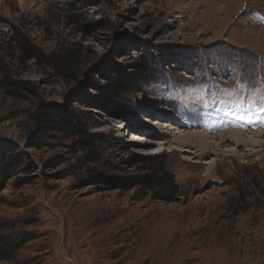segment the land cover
<instances>
[{
	"label": "rangeland",
	"instance_id": "374dc122",
	"mask_svg": "<svg viewBox=\"0 0 264 264\" xmlns=\"http://www.w3.org/2000/svg\"><path fill=\"white\" fill-rule=\"evenodd\" d=\"M260 18L264 0H0V230L20 243L0 264H264V147L221 135L264 112L212 103L264 96ZM151 57L148 83L113 87ZM156 173L172 183L138 181Z\"/></svg>",
	"mask_w": 264,
	"mask_h": 264
},
{
	"label": "trees",
	"instance_id": "16d2710c",
	"mask_svg": "<svg viewBox=\"0 0 264 264\" xmlns=\"http://www.w3.org/2000/svg\"><path fill=\"white\" fill-rule=\"evenodd\" d=\"M153 60L152 57L149 59H142L141 62L136 64V67L139 69L136 72H127L121 71L120 72V79L115 81L112 85L114 88L122 90V88H129V87H138L144 83L149 82V77L151 76V72L153 70L151 64ZM139 161L144 163L147 166V169L152 171L160 172L162 163V158L160 156L157 157H143L139 156ZM156 173L154 176H144L139 182L148 183L150 180L158 183V184H171L172 180L170 177L162 174ZM20 243L15 241L14 239L8 238L6 235L1 233L0 230V258L2 259H10L13 253L19 249Z\"/></svg>",
	"mask_w": 264,
	"mask_h": 264
},
{
	"label": "bare ground",
	"instance_id": "6f19581e",
	"mask_svg": "<svg viewBox=\"0 0 264 264\" xmlns=\"http://www.w3.org/2000/svg\"><path fill=\"white\" fill-rule=\"evenodd\" d=\"M188 98L189 97H187V99H185V102L182 104V106L183 107H187L186 108V110L184 109V113H188L187 112V110L189 109L191 112H192V116H199V118H203V121L205 120H210L211 121V119H208V118H204L203 116H202V114H203V110L205 109H203V110H201L202 108H200V109H198L199 107L197 106L198 104H197V102L196 103H188ZM195 100V99H194ZM198 100V99H197ZM196 100V101H197ZM205 102V101H204ZM214 105V104H213ZM221 107L219 108V110L222 112V114H225V106L223 105V104H219ZM215 106V105H214ZM201 107H203V106H201ZM217 107V106H216ZM195 108H197V109H195ZM216 109V108H215ZM205 110H207V109H205ZM194 111H198V112H194ZM208 114V113H207ZM185 115V114H184ZM192 116H191V118H192ZM224 118H226V119H224V122L225 121H228V116H223ZM179 118H177V120H178ZM213 120V119H212ZM179 121H181L182 122V119H180ZM189 121V120H188ZM239 121H245L246 123H248V121L247 120H240L239 119ZM239 121L237 122V125H239ZM186 122H187V120H186ZM184 123V122H183ZM190 123V122H189ZM192 123H195L194 121L192 122ZM236 123V122H235ZM197 124V123H196ZM252 124V123H251ZM222 136H223V138H227V139H231L232 140V142H235L237 145H242V144H244V143H246V144H250V145H253V146H261V147H264V146H262V145H264V144H261V140L260 139H257L255 136H258V137H260V138H263L264 137V131H262V130H259L257 133H254V132H251V134H248L247 132H245V131H241V130H227V131H224L222 134H221ZM185 137H186V139L183 141V138H181V136H177V138H178V141L179 142H194V141H196V145L199 147V149L201 150V153L203 152V150L204 149H207L208 147H211V145H212V147H216L217 146V144L216 143H211V142H208V141H206V138L207 137H209L210 138V136H207V137H205V136H203V135H201V134H197V133H194V131H193V133H189V134H186L185 135Z\"/></svg>",
	"mask_w": 264,
	"mask_h": 264
},
{
	"label": "snow or ice",
	"instance_id": "6c2138e0",
	"mask_svg": "<svg viewBox=\"0 0 264 264\" xmlns=\"http://www.w3.org/2000/svg\"><path fill=\"white\" fill-rule=\"evenodd\" d=\"M264 21V18H260ZM238 88L242 90L243 85H238ZM224 95L221 98L215 99L212 103L223 104L225 107L229 108L228 115L236 116L237 111L240 115L237 117L240 120H247L249 124L254 122L253 117L256 116V105L260 104L259 112H264V96L256 99L255 97H249L245 101L244 97L240 94L237 89L223 90ZM264 119V117H257Z\"/></svg>",
	"mask_w": 264,
	"mask_h": 264
}]
</instances>
